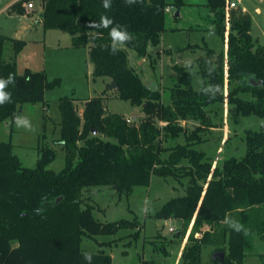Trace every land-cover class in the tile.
I'll return each instance as SVG.
<instances>
[{
    "label": "trees",
    "instance_id": "1",
    "mask_svg": "<svg viewBox=\"0 0 264 264\" xmlns=\"http://www.w3.org/2000/svg\"><path fill=\"white\" fill-rule=\"evenodd\" d=\"M33 1L41 3L43 29L65 32L73 48H87L94 77L116 82L118 98L140 107L144 117L128 123L121 115L109 114L102 96L87 100L80 116L74 98H60L61 137L55 144L65 152V165L59 172L47 169L55 157L51 148L41 152L34 168H26L13 145L0 142V264H88L85 254L92 256L91 264H112L104 252H83L81 238L133 229L137 222H99L83 194L109 187L129 196L134 187L149 186L152 176L187 180L186 195L167 201L153 216L180 222L177 238L191 226L182 264H201L202 251L209 246L215 247L214 253H223L222 261L212 257L211 264H242L253 252L256 237L264 243V125L246 132V152L239 160L230 158L213 167L196 146L202 143L200 133L215 128L208 110L217 104L234 105L242 116L264 117V47L250 35V16L232 10L225 36L229 0H206L213 31L226 51L213 62L216 53L206 49L197 71L204 85L197 90L189 67L175 66L178 84L169 89L170 102L165 105L159 91L141 84L125 49L118 45L112 52L109 35L111 27L123 26L133 37L123 46L146 58L165 31L164 12L169 6L165 0L132 4L111 0L109 9L103 7V0H19L12 7L21 14L23 3ZM173 5L179 8L182 1ZM102 16L113 24L92 27ZM8 40L15 55L25 42L0 35V78L14 77L5 88L10 100L0 104V123L13 125L23 104L44 102L45 92L58 86L59 80L49 82L43 71L25 70L19 75L14 62L1 59ZM186 121H195L197 127L185 143L164 147V142L185 133L181 122ZM233 221L243 227L237 231L230 226ZM261 257L264 263V253Z\"/></svg>",
    "mask_w": 264,
    "mask_h": 264
},
{
    "label": "rangeland",
    "instance_id": "2",
    "mask_svg": "<svg viewBox=\"0 0 264 264\" xmlns=\"http://www.w3.org/2000/svg\"><path fill=\"white\" fill-rule=\"evenodd\" d=\"M18 1L0 0V35L22 40L25 46L15 55L12 42L6 41L1 59L14 62L19 75L25 70L43 71L49 82L57 79L59 85L45 92L44 102L21 106L19 116L27 118L31 128L17 126L16 122L13 125L9 121L0 123V142H10L18 160L26 168H34L41 152L51 148L55 157L47 169L59 172L65 165V152L55 144L61 137L60 98H74L78 114L83 112L87 100L98 96L104 98L103 103L109 114L139 121L144 113L140 107L119 99L116 90H109L110 79L94 77L88 52L84 48H73L69 34L45 31L37 24L41 10L39 1H33L34 9L30 11H26L27 3H23L21 14L12 7ZM176 1L165 0L169 5V10L165 8L164 12L165 31L159 46L149 49V56L141 59L135 51L120 46L125 49L128 64L139 76L141 84L159 91L165 105L170 102L169 89L178 84L175 66L189 67L192 87L197 90L204 85L197 71L199 60L206 57V49L216 53L213 62L218 59V54L226 51L223 40L213 31L206 0H181L179 8L170 6ZM229 1L234 2L236 8L226 7L225 36L229 31L230 12L240 11L251 18L252 39L264 47V0ZM176 12H179L178 16H175ZM240 97L251 99L248 95ZM208 114L215 128L199 134L202 143L197 144L196 148L205 153L213 167L230 158H242L246 152V132L258 131L264 125V117L242 116L234 105L227 102L211 107ZM159 125L163 126L162 123ZM181 126L185 133L174 141L164 142V147L184 144L197 123L186 121L181 122ZM99 137L110 140L102 135ZM181 181L152 176L149 186L134 187L129 196L119 195L109 187H95L85 192L84 203L92 207L93 217L99 222L136 220L137 224L133 229H120L112 235L83 236L80 249L86 253L104 252L111 257L112 264H182V252L191 226L181 235L182 238H177V231L182 232L180 222L153 218L167 201L186 195L187 180L183 178ZM200 236L196 235L197 238ZM214 250L213 246L204 248L201 264H211ZM263 253L264 243L260 237H256L253 252L245 257L242 264H264Z\"/></svg>",
    "mask_w": 264,
    "mask_h": 264
},
{
    "label": "clouds",
    "instance_id": "3",
    "mask_svg": "<svg viewBox=\"0 0 264 264\" xmlns=\"http://www.w3.org/2000/svg\"><path fill=\"white\" fill-rule=\"evenodd\" d=\"M126 3L132 4L136 3V0H126ZM103 7L105 9H109L111 7V0H103ZM113 24V21L109 19L107 16H102L100 21L98 23H93L92 27L95 28H109L110 25ZM112 44H111V50L113 53H115L118 50V45L123 46L126 42H130L133 37L132 35L127 31L126 28H124L121 25H115L111 27L110 33H109ZM14 82V77L12 74H9L7 79L0 78V104L5 103L6 101H9L11 98V94L5 91V88L8 84ZM15 122L17 126H25L31 128L30 121L22 116H16ZM230 226L234 227L237 231H239L243 226L240 225L238 222H230ZM85 260L88 262V264H91L92 256L90 254H85Z\"/></svg>",
    "mask_w": 264,
    "mask_h": 264
},
{
    "label": "water",
    "instance_id": "4",
    "mask_svg": "<svg viewBox=\"0 0 264 264\" xmlns=\"http://www.w3.org/2000/svg\"><path fill=\"white\" fill-rule=\"evenodd\" d=\"M178 15H179V12H176V16H178ZM116 88H117L116 82H112L109 86V90H116ZM87 105H88V102L85 103V106H87ZM93 134H96V132L94 131ZM213 257H219L220 261H222L223 260V253L222 252H216Z\"/></svg>",
    "mask_w": 264,
    "mask_h": 264
},
{
    "label": "built area",
    "instance_id": "5",
    "mask_svg": "<svg viewBox=\"0 0 264 264\" xmlns=\"http://www.w3.org/2000/svg\"><path fill=\"white\" fill-rule=\"evenodd\" d=\"M228 7L230 8V9H235L236 8V4L234 3V2H228V5H227V9H228ZM34 9V4H33V2H29V3H27L26 4V11H30V10H33ZM169 10V8L167 7L166 8V11H168ZM132 120H130V119H127V122L129 123V122H131Z\"/></svg>",
    "mask_w": 264,
    "mask_h": 264
},
{
    "label": "crops",
    "instance_id": "6",
    "mask_svg": "<svg viewBox=\"0 0 264 264\" xmlns=\"http://www.w3.org/2000/svg\"><path fill=\"white\" fill-rule=\"evenodd\" d=\"M41 13H42V9L40 10V14L38 15V18H37V24L40 25V26H42ZM175 16H176V14H175ZM85 50L88 52V49H87V48H85ZM150 51H151V50H149V52H150ZM159 51L162 52L163 50H159ZM75 106H76V105H75ZM82 113H83V112H82ZM82 113L79 114V115L81 116Z\"/></svg>",
    "mask_w": 264,
    "mask_h": 264
}]
</instances>
